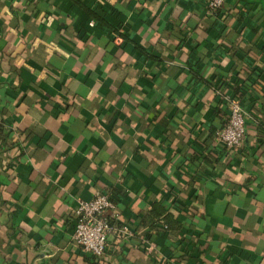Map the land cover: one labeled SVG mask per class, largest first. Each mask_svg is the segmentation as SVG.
I'll return each instance as SVG.
<instances>
[{
  "label": "crops",
  "instance_id": "1",
  "mask_svg": "<svg viewBox=\"0 0 264 264\" xmlns=\"http://www.w3.org/2000/svg\"><path fill=\"white\" fill-rule=\"evenodd\" d=\"M206 3L0 0V121L16 142L0 152V264H86L67 222L98 191L124 220L166 193L187 208L170 209L184 259L141 229L142 245H111L101 264H264V0H226L217 19ZM221 79L246 111L230 159L209 153Z\"/></svg>",
  "mask_w": 264,
  "mask_h": 264
},
{
  "label": "trees",
  "instance_id": "2",
  "mask_svg": "<svg viewBox=\"0 0 264 264\" xmlns=\"http://www.w3.org/2000/svg\"><path fill=\"white\" fill-rule=\"evenodd\" d=\"M35 1V0H34ZM37 1V0H36ZM75 1V0H74ZM208 1V0H207ZM82 6V5H81ZM84 12H86L94 22L99 23L100 25L104 26L107 28L109 31L112 33L118 35L125 43H131L134 46V49L143 57L151 60L152 62H159L160 61V56L156 53H153L152 51L147 52L145 49L141 48L134 42H132L129 38H127L125 35H122L118 33V29L115 27H112L109 25L105 20H103L101 17L96 15L94 12L86 8L85 6H82ZM211 14L217 19L220 17V10H216L214 12H211ZM181 25V24H180ZM180 36H177L176 39L179 41V46L182 44V38ZM191 69V67H189ZM260 79V75L256 76L254 75V72L252 73V70L245 75V77L242 78V86H244V89H249L252 87L254 83H256ZM221 79L220 83L215 87L216 92L221 96L223 95L224 91L226 89V80ZM205 82V81H204ZM206 83V82H205ZM207 84V83H206ZM234 90V89H233ZM232 94H237V92H232ZM223 104V102H222ZM225 106V105H224ZM225 111H226V106H225ZM217 114H220V116H225L223 112L217 111ZM226 124V120H223L221 123V126L219 128H216L211 135V138L214 137V134L224 128ZM12 130L10 126H8L3 120L0 121V152H3L4 149H10L16 145V142L11 143L10 145L7 144V140L9 139L10 136H12ZM245 135H246V127H245ZM16 147V146H15ZM239 149L237 150H226L224 146L221 144H218L215 142L213 139L211 142L210 150L209 153L210 155L216 159V156L220 153L226 154L228 159L232 158ZM199 163V160L192 159L189 164L195 168L197 164ZM99 192V191H98ZM189 195V193H188ZM114 202V200H113ZM114 204V203H113ZM115 205V204H114ZM183 205H180L178 200L176 198H171L169 193L163 194L160 198L159 201L152 202L150 205L149 210L147 213L142 214L141 216H136L132 219L129 220H124L120 216V212L118 211V208L115 206L116 211H117V216L114 220H112L111 225L116 227V228H126L129 233L131 234V237L127 240H124L122 238H118L116 235L109 234L106 237V244H107V249L104 253V257L106 255L111 254V249L110 246L112 245L115 249H124V248H133L134 246H140L142 245L141 242L136 241V234L139 230L143 229L147 233H149L148 237V242H153L154 239V234L155 233H160L162 232L164 234L162 241L163 243H166L168 247L170 248V252H172V246L175 247L176 249L181 250V252L177 256H171V260H182L185 257V254L183 252V246L182 243L184 240H187L185 237L183 231H182V226L177 220V216H175L170 209H175L177 211H187V208L182 207ZM74 213H75V208L72 211V215L70 220H68L67 223L72 222L74 223ZM179 214V213H178ZM165 226V230H160L162 226ZM170 235H176L177 239L172 242L170 240ZM141 241V240H140ZM143 243V242H142ZM109 247V248H108ZM145 254H148L146 250H143ZM121 255H123L121 253ZM149 255V254H148ZM152 260L155 258L154 255H150ZM104 260V258H103ZM100 261H95L92 256L86 255L85 254V263L86 264H101ZM153 264H156L153 262ZM163 264H165V261H163Z\"/></svg>",
  "mask_w": 264,
  "mask_h": 264
},
{
  "label": "built area",
  "instance_id": "3",
  "mask_svg": "<svg viewBox=\"0 0 264 264\" xmlns=\"http://www.w3.org/2000/svg\"><path fill=\"white\" fill-rule=\"evenodd\" d=\"M226 0H208L207 10L211 13L221 10ZM221 101L226 106V124L214 134L216 143L226 150H237L243 145L245 137L246 111L242 107L239 93L223 94ZM117 216L115 205L108 192H96L90 200H79L75 206L71 241L84 254L92 256L95 261L103 260L107 249L106 237L109 234L127 240L131 234L126 228L111 225ZM160 230H165L163 225Z\"/></svg>",
  "mask_w": 264,
  "mask_h": 264
}]
</instances>
